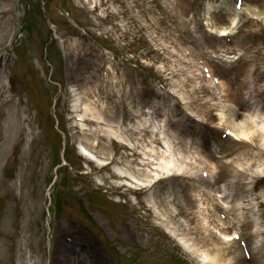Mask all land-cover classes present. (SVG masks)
I'll use <instances>...</instances> for the list:
<instances>
[{
	"label": "rangeland",
	"instance_id": "374dc122",
	"mask_svg": "<svg viewBox=\"0 0 264 264\" xmlns=\"http://www.w3.org/2000/svg\"><path fill=\"white\" fill-rule=\"evenodd\" d=\"M37 1L42 8H36V0L28 1L34 9L31 26L27 33L21 34L20 47L8 56L4 55L9 38L19 31L25 9L23 0H14L10 4L12 14L9 15L8 6L0 2V57H3L0 60V264H10V238L16 239L15 264H70L77 259L91 264H110L100 256L99 245L95 241L87 242L91 234L78 232L77 227L70 225L69 220L88 223L73 199L62 198L61 220L57 219L60 216L54 218L52 207L50 225L47 214L45 194L56 175L54 195L69 192L82 198L93 189L89 178L78 176V162L67 142L65 146L70 149L72 168L61 176L57 173L58 167L55 168L60 147L58 134L63 139L58 130L64 128L70 114V104L75 98L73 93H76L73 89L82 91L81 81L87 77L89 87H94L97 93L120 99L122 115L117 118L114 111L110 121L118 124L121 120L124 123L122 129L133 115L136 99L143 98L144 105L153 103L167 113L170 109L179 118L178 131H183L184 122H187L184 115L192 112L208 125L197 126L207 138L206 142L215 144L219 132L210 126L219 108L220 96L227 93L226 100L233 101L232 95H238L248 86L245 79L248 71L256 86L264 84V25L245 17L239 34L232 38L231 48L205 33L206 11L203 5L210 0H174L171 9L162 8L158 0H133L134 6L128 14L132 16L135 13L136 17L129 21H126L124 10L120 11V19L105 20V12L101 10L100 19L96 14L90 19L81 9L70 8L67 0ZM246 1L250 7L257 6L258 10L253 8L260 13L264 8V0ZM113 2L117 3V0ZM213 18L217 25L226 24L222 13H214ZM259 27L262 29L258 31ZM122 29L129 30L136 38L126 39V35L123 40ZM91 30L100 36H94ZM63 39L67 40L66 50L60 44ZM238 52L243 53L239 61L222 63L221 59L226 60ZM201 66L209 68L211 74L224 84L221 90L217 89L219 95L216 99L209 98L207 88L212 86H205L208 84L200 73ZM103 68L107 69L108 75L101 79L99 72ZM252 131L250 142L227 140L215 157L205 156L214 163L212 184L225 181L228 184L230 178L236 177V186L231 183L228 186L230 191L236 195L239 191L247 193L250 173L261 171L257 165L253 169V165L264 160V151L259 146L264 134L255 125ZM112 148L116 158L136 168L135 155H128L117 146ZM62 154L63 150L60 159ZM223 161L228 164L223 165ZM93 174L108 176L97 171ZM63 178L68 179L66 187L62 184ZM166 182L157 189L155 199L158 204L160 197L174 187ZM178 186L181 191L174 202L167 205L176 212L168 213L167 217L180 234L189 236L194 242L188 249L189 253L195 251L193 257L164 234L158 226V218L154 217L142 196L132 207L102 202V196L95 195V201L91 199L90 204L101 214L93 219L95 227L104 229L107 218L126 221L123 229H113L112 233L116 232L120 244L138 246L144 264H199L197 259L202 254H214L220 264H232L237 255L233 254V247L228 243L215 242L218 238L215 234L219 229L217 224L206 223L191 213L193 202L189 201L187 188L192 186L193 190H200L199 180ZM256 196L264 221V188L260 183L256 185ZM231 207L236 217V210ZM242 226L249 234L250 224ZM104 232L111 237L108 230ZM63 233L75 245L68 255L64 252L57 255L52 250L51 236L53 239L60 236L62 240ZM147 247L152 249L150 255L143 250ZM92 254L97 261L91 257ZM114 258L118 262L117 255ZM256 264H260V260L257 259Z\"/></svg>",
	"mask_w": 264,
	"mask_h": 264
},
{
	"label": "bare ground",
	"instance_id": "6f19581e",
	"mask_svg": "<svg viewBox=\"0 0 264 264\" xmlns=\"http://www.w3.org/2000/svg\"><path fill=\"white\" fill-rule=\"evenodd\" d=\"M253 7H257V6H253ZM207 8H208V12L212 9V6L210 4H207ZM258 8V7H257ZM258 14V13H257ZM207 21L209 22L210 21V17H207ZM229 24H233L234 25V20L233 18H230V21L228 23ZM215 33L214 34H217V35H227V27H216L215 29ZM231 58L228 57L226 60L224 59H221L222 63L223 64H226L227 62H229L228 60H230ZM207 82V81H206ZM208 85H211L210 82L207 83ZM222 85V83H221ZM255 101V100H254ZM253 100L249 99L247 101V104L248 105V109L252 111V114L253 116L255 115H258L260 110H259V106L258 104H256ZM237 103H233L232 104V108H234V105H236ZM226 106H222L219 110H217V119H216V122H215V126L213 128H216V129H221V128H224L225 126L227 125H231L234 127V131L236 132V129H239V134L241 137L243 138H246L247 136H251L252 135V129L247 126V122H246V119H242L239 121V123L235 122L234 123V120L232 118V113L234 111V109L232 108H228V110H225ZM88 111V109H87ZM94 117L98 118V119H92L94 121H97L98 123L102 121V119L100 117H97V115L93 114ZM254 118H257V117H254ZM157 124V126L159 127L160 125L157 123V122H151L149 124L151 130H152V127L153 125ZM162 127L164 126V124L161 125ZM156 128L155 126L153 127V130L154 131H161L159 130V128ZM80 128H82V130H84V125H81ZM262 129V128H261ZM152 130V132H153ZM154 133V132H153ZM161 133V132H160ZM106 134H109L110 137H112L113 139L117 140L118 142H124L126 143V140L122 134V132L119 130V129H111V128H108L106 130ZM162 135V136H161ZM164 134H160V138L162 140ZM162 142L164 143V145L168 146V141L167 139L163 138ZM259 142L263 143L264 142V137L260 138ZM127 145L131 147V144L129 142H127ZM84 153L86 154V152L84 151ZM89 153V152H88ZM104 155V154H103ZM102 155V156H103ZM108 158H110L108 156ZM187 158L186 156H180V161H175V157H174V154L172 152H162V155H158V163L159 165L157 166V172H141L139 174H134L132 172H124L122 170H119L117 171L119 175H121V177L123 178H131L132 180H135V181H140L139 185L138 186H141V187H149L150 185L154 184L160 177V174H162L163 172H165V174H167L168 176L172 175L173 173H177V175L181 174V175H189L190 176V173L192 174L193 172L190 171L188 168L190 164H188L186 162ZM189 162V161H188ZM98 165H105L106 162L104 161H99L97 162ZM261 163V166L264 165V162L263 161H260ZM138 172H140V170H138ZM136 176H138L140 178V180L136 179ZM226 193V191H225ZM204 195L200 194V193H196L195 194V197L197 198V200H193L194 203V207L195 208V211L194 213L196 214V211H199L200 212V216L202 217V220L206 223H209L208 222V219L207 217L205 216V214L207 213V211H209V206L206 205L205 203V199L207 196H211L210 194L206 195L204 198H203ZM217 199V201L221 202V204H223L224 206H227L228 203L225 201V197L224 195H220L219 193L216 194L215 196ZM224 197V198H223ZM223 198V199H222ZM152 199L150 200H147L148 204L153 205L152 203ZM189 201H191V197H189ZM236 206V204H235ZM237 206H238V211H240L241 215L243 214L241 212V208H242V201H239L237 203ZM202 212H206V213H202ZM162 215V214H161ZM211 217H212V220H211ZM211 220V223L214 222L213 220H215L216 223H218V225L221 227L222 230L223 229V223L217 218V216L215 214H213L212 216H210L209 218ZM233 220H235L233 218ZM250 223L252 224L253 226V229H254V234L257 235L259 233L262 232V229L259 227V223L257 221V219H253V221H250ZM167 228V227H166ZM221 229H216L218 230V233H219V237L217 239H215V242L217 241V243H222L224 244L225 241L228 242L229 241V236H230V233H225V232H222ZM213 230H215V228H213ZM254 237V239L256 238ZM181 240L184 241V239L181 238ZM186 241V240H185ZM234 246V245H232ZM236 251L237 249L234 248ZM238 252V251H237ZM256 255H258V259L261 260L264 258V255L261 254V250L259 248H256V252L255 253H252V259L253 261L256 260ZM201 259H203V264H210L209 262H211V264H220L219 261H217L216 259V256L214 254L207 256V255H204L202 254V256H200ZM209 261V262H208ZM245 262L241 261L240 259H237V261H235L233 264H244ZM264 263V262H263ZM261 263V264H263Z\"/></svg>",
	"mask_w": 264,
	"mask_h": 264
},
{
	"label": "snow or ice",
	"instance_id": "6c2138e0",
	"mask_svg": "<svg viewBox=\"0 0 264 264\" xmlns=\"http://www.w3.org/2000/svg\"><path fill=\"white\" fill-rule=\"evenodd\" d=\"M237 6H239V5H237ZM205 71H207V69H205ZM207 175V173H205V176ZM236 239H239V237H236Z\"/></svg>",
	"mask_w": 264,
	"mask_h": 264
}]
</instances>
